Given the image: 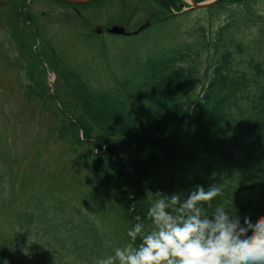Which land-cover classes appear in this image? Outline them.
Segmentation results:
<instances>
[{"label": "trees", "instance_id": "16d2710c", "mask_svg": "<svg viewBox=\"0 0 264 264\" xmlns=\"http://www.w3.org/2000/svg\"><path fill=\"white\" fill-rule=\"evenodd\" d=\"M102 1L74 5L76 17L93 19L84 10ZM131 1L120 0L123 18ZM138 1L155 11L143 35L169 26L183 2ZM219 7L225 19L217 25L211 11L209 29L196 24L136 69H113L107 83L109 69L101 80L74 69L46 37V51L29 50L42 71L23 97L53 119L51 132L68 149V174L51 184H16L13 144L0 131V264H93L129 242L137 216L151 227L146 212L158 191L183 198L216 184L222 194L209 213L223 204L241 219L264 215V0H224L204 10ZM12 126L17 133L19 122Z\"/></svg>", "mask_w": 264, "mask_h": 264}, {"label": "rangeland", "instance_id": "374dc122", "mask_svg": "<svg viewBox=\"0 0 264 264\" xmlns=\"http://www.w3.org/2000/svg\"><path fill=\"white\" fill-rule=\"evenodd\" d=\"M5 2L6 0H0L1 35L6 33L5 25L8 26V19L16 17L10 9L7 11L8 1ZM109 3V0H103L95 7L84 10L86 14L93 16V19L85 21L84 24L77 20L71 7H64L67 6L66 3L58 0H34V4H31L29 9L38 13V20L41 23L39 31L43 34L40 38L42 40L38 43H34L36 38L25 42L27 53L30 50L35 56L39 54L38 52L46 51L44 48L48 45L46 37L52 43L53 48L62 51L71 60L74 69L75 67L90 69V74L100 80L101 70L109 69L108 76L101 80L107 83L113 69H130L131 71L136 69L141 59L148 56L147 53L158 45L173 43L171 39H180V33L185 34L187 29L196 24L209 29L212 13L214 15L212 25H217L225 19L224 13H221L222 7L213 10L193 9L188 10L189 12L184 15L177 16L169 26L166 24L156 29H149L144 36H121L108 33L101 34L100 38L91 36V33L106 29L108 18L102 9ZM119 3L120 0L111 1L110 18L123 15L124 9L117 5ZM139 3L141 7H144L141 1ZM231 3V1H226L224 6ZM146 8L141 9V12L137 10L133 21L136 27L132 30L150 21L151 14L155 11L148 9L147 6ZM110 24H115V20L113 19ZM3 38H6L5 35ZM184 38L186 39V35ZM22 45L23 43L9 38L0 40V131L6 132L9 141L13 144L11 146L13 150L9 153V158H13L10 159V172H13L11 180L16 184H23L28 180L38 183L44 180L51 184V181L58 182L60 178L67 176L68 171L64 165L67 161L69 162L70 158L67 147L51 132L53 119L46 115L38 105L27 102L23 97L24 86L29 82L36 83L39 80L42 66L40 67L39 64L36 66L34 57L24 54ZM48 81L54 85L56 75L49 73ZM15 122H19L17 133L10 132ZM0 174L2 175V168H0ZM56 185L62 186L60 183ZM85 196L94 197L95 194L86 189ZM101 201L105 200L99 198L95 201L100 212L106 208L105 206L103 208Z\"/></svg>", "mask_w": 264, "mask_h": 264}, {"label": "clouds", "instance_id": "9594fccd", "mask_svg": "<svg viewBox=\"0 0 264 264\" xmlns=\"http://www.w3.org/2000/svg\"><path fill=\"white\" fill-rule=\"evenodd\" d=\"M216 184L197 185L186 197L157 192L146 212L151 227L137 216L129 242L93 264H264V215L243 219L218 204Z\"/></svg>", "mask_w": 264, "mask_h": 264}, {"label": "flooded vegetation", "instance_id": "af4514ba", "mask_svg": "<svg viewBox=\"0 0 264 264\" xmlns=\"http://www.w3.org/2000/svg\"><path fill=\"white\" fill-rule=\"evenodd\" d=\"M109 1L110 3L108 4L107 9H110V4L112 0ZM132 1L135 2L136 0ZM6 2V5L9 7L7 11L10 9L13 13H15L16 19L14 17L8 19V26L5 25V37L22 43L33 38L40 40L39 28L41 27V23L38 20V13H36L34 10L29 11V6L33 3V0H6ZM135 7L133 10H131L128 20H126L125 18L121 20L124 25L129 26L131 24L132 17L136 14ZM30 14L34 16V22L29 20ZM4 35L0 34L1 41L6 39L3 38ZM23 48H25V46H23Z\"/></svg>", "mask_w": 264, "mask_h": 264}, {"label": "water", "instance_id": "95a60500", "mask_svg": "<svg viewBox=\"0 0 264 264\" xmlns=\"http://www.w3.org/2000/svg\"><path fill=\"white\" fill-rule=\"evenodd\" d=\"M63 1L68 2V3H73V4H85V3L92 2L94 0H63ZM190 1H191V9H194V8L201 9V8L212 6L220 2L221 0H210L207 2H203V3H197L194 0H190ZM109 32L113 34H126V29L123 26L115 25L111 29H109Z\"/></svg>", "mask_w": 264, "mask_h": 264}]
</instances>
